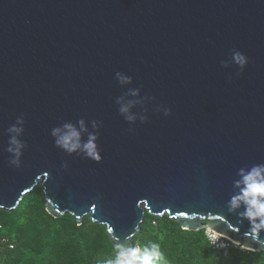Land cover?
<instances>
[{
	"label": "water",
	"instance_id": "water-1",
	"mask_svg": "<svg viewBox=\"0 0 264 264\" xmlns=\"http://www.w3.org/2000/svg\"><path fill=\"white\" fill-rule=\"evenodd\" d=\"M233 49L250 60L240 75ZM117 71L133 82L121 87ZM137 87L154 99L129 124L115 99ZM21 115L17 169L6 130ZM81 118L89 131L102 122L101 163L54 144L52 128ZM254 164H264V0H0V208L39 185L50 214L88 215L114 249L134 244L147 211L259 251L227 207L238 170Z\"/></svg>",
	"mask_w": 264,
	"mask_h": 264
},
{
	"label": "trees",
	"instance_id": "trees-1",
	"mask_svg": "<svg viewBox=\"0 0 264 264\" xmlns=\"http://www.w3.org/2000/svg\"><path fill=\"white\" fill-rule=\"evenodd\" d=\"M0 224V235L14 244L12 248L0 245V264H105L115 257L104 225L88 215L78 224L70 213L50 214L39 185L13 210L0 208ZM149 241L160 244L169 264H264V249H214L204 228L184 229L166 214L145 211L133 243L143 246Z\"/></svg>",
	"mask_w": 264,
	"mask_h": 264
},
{
	"label": "clouds",
	"instance_id": "clouds-1",
	"mask_svg": "<svg viewBox=\"0 0 264 264\" xmlns=\"http://www.w3.org/2000/svg\"><path fill=\"white\" fill-rule=\"evenodd\" d=\"M231 61L239 67L238 75L242 74L249 64V57L237 49L231 52ZM221 64L228 67V62L222 60ZM115 79L123 87L131 84L133 78L126 73L117 71ZM154 99L148 95L141 96V88L128 89L122 95L116 97L119 114L129 123L136 121L137 116L132 113V108L148 99ZM157 111H163L165 116L172 115L171 108L160 105ZM141 123H146L149 117L145 114L139 117ZM101 121L92 120V131H89L86 120L81 118L75 123L66 121L63 124L51 129L50 135L53 137L57 148L68 155L83 156L86 159L101 163L103 155L99 146V130ZM26 120L23 115L16 118V122L6 130L8 134V145L6 152L7 163L10 167L21 168L24 150L28 147L27 142L21 139L24 135ZM134 129H130L132 131ZM86 134V139H85ZM62 167L67 170L69 164L65 161ZM239 177L233 183L234 192L227 201L228 211L241 218V222L248 221L250 233L257 242L264 244V164H254L250 167L240 168L237 172ZM108 232L112 229L109 227ZM128 241V238H123ZM105 264H169L165 253L161 250L160 244L149 241L145 245L123 243L122 239L115 242V257L108 259Z\"/></svg>",
	"mask_w": 264,
	"mask_h": 264
},
{
	"label": "built area",
	"instance_id": "built-area-1",
	"mask_svg": "<svg viewBox=\"0 0 264 264\" xmlns=\"http://www.w3.org/2000/svg\"><path fill=\"white\" fill-rule=\"evenodd\" d=\"M1 228L2 225L0 224V229ZM204 232L214 249H220L228 246L243 248L240 243L232 240L228 236L212 230L211 228L204 227ZM2 244L8 245L9 248H12L14 246V244L9 240L7 236L0 235V245Z\"/></svg>",
	"mask_w": 264,
	"mask_h": 264
},
{
	"label": "rangeland",
	"instance_id": "rangeland-1",
	"mask_svg": "<svg viewBox=\"0 0 264 264\" xmlns=\"http://www.w3.org/2000/svg\"><path fill=\"white\" fill-rule=\"evenodd\" d=\"M3 232H6V230H3Z\"/></svg>",
	"mask_w": 264,
	"mask_h": 264
}]
</instances>
